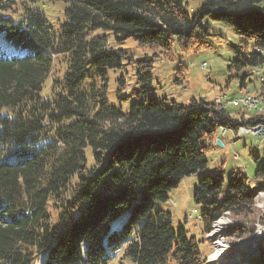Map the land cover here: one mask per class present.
<instances>
[{
	"label": "trees",
	"instance_id": "1",
	"mask_svg": "<svg viewBox=\"0 0 264 264\" xmlns=\"http://www.w3.org/2000/svg\"><path fill=\"white\" fill-rule=\"evenodd\" d=\"M38 1L0 0V264L41 257L40 264H204L199 245L212 225L224 214L253 212L264 164L253 191L239 171L225 192L220 175L198 180L199 242L154 206L205 169L219 128L233 133L264 119H235L197 99L155 102L148 98L150 58L136 61L139 102L123 113L107 103L104 84L119 56L90 35L105 30L152 50L168 51L174 42L195 50L193 31L219 23L240 38L229 69L246 70L254 82L258 72L264 81V0H202L192 15L187 0H49L64 4L59 35L49 31ZM59 58L64 72L52 75ZM88 67L93 78L86 82ZM252 233L232 229L236 239ZM258 249L253 263L264 264V239Z\"/></svg>",
	"mask_w": 264,
	"mask_h": 264
},
{
	"label": "rangeland",
	"instance_id": "2",
	"mask_svg": "<svg viewBox=\"0 0 264 264\" xmlns=\"http://www.w3.org/2000/svg\"><path fill=\"white\" fill-rule=\"evenodd\" d=\"M186 4L184 6L185 11L192 15L196 12L197 7L202 4V0H187ZM35 7L43 13L49 31L53 35H59L64 19V4L58 1L39 0L35 3ZM202 27L203 31L198 28L193 31L192 46L196 48L195 50L187 49L184 42L181 44L174 42L168 51L152 50L147 46H140L132 38L116 36L111 31H92L90 36L104 38L107 47L114 50L120 59L117 68L106 71L104 84L106 85L107 103L111 107L126 113L130 106L139 102L135 95L139 88L135 74L136 61L143 58H150L154 63L152 88L148 98L163 103L165 107H169L171 103L183 105L191 99L214 103L219 97L227 101L245 94H255L260 87L258 82H254L253 76L246 70L237 72L228 67L235 59L231 48L239 44L240 38L230 28L219 23H206L204 21ZM56 60L52 75L58 73L59 67L63 73L66 67L61 58L58 59L57 67ZM86 71L89 76L86 78V82H89L93 78L91 76L92 70L88 67ZM244 75L248 76L246 77L248 82L246 87L241 89L240 81ZM43 96L46 95L43 93ZM225 109L235 119L240 117L249 119L253 116L238 107L228 106ZM242 127L246 126L241 125L237 130ZM222 131V128L218 129L214 142L220 141L222 136H225ZM227 137L230 139L227 147L220 149L213 145L207 150L205 155L207 165L204 170L181 179L178 186L169 191L167 201L156 203L154 206L155 210H162L170 214L171 226L174 229L184 228L187 235L194 237L198 242L202 240V235L198 209L192 202V194L200 178L205 175H220L223 178V191L225 192L230 174L239 171L245 176V185L249 190H254L253 184L260 187V184L254 180V174L264 164L263 143L251 136L235 139L230 132H228ZM90 156L91 152L88 149L86 150V157L89 158ZM234 156H237L238 160H233ZM259 190V192L262 191V194L260 197L254 198V210L248 217L233 218L229 214H224L212 225L210 233L204 236L206 242L199 245L201 253L205 257V263L218 264L212 258L218 251L216 243L220 242L226 253L235 251L237 256L245 259L246 264H254L253 262L259 257L258 245L262 239L257 245V254L253 256L247 250L236 251L233 249L241 242L253 238L261 228H264V188ZM193 211L194 213H192ZM220 221L224 222L221 224V235L214 237L212 236L214 227ZM241 226L248 229L249 232L253 231L251 236L236 239L232 234V229ZM41 260L42 257L36 259L33 264H40ZM230 262L227 261L225 264ZM125 264L129 263L126 262Z\"/></svg>",
	"mask_w": 264,
	"mask_h": 264
},
{
	"label": "built area",
	"instance_id": "3",
	"mask_svg": "<svg viewBox=\"0 0 264 264\" xmlns=\"http://www.w3.org/2000/svg\"><path fill=\"white\" fill-rule=\"evenodd\" d=\"M264 72V68L262 70ZM254 76L258 79V84L262 85L264 82L261 78V75L258 72L254 73ZM215 107L218 110H223L228 106L238 107L242 110H245L248 113H251L253 116L249 119H255L259 117L261 120L264 119L263 112V103H264V91L259 89L255 94L249 95L245 94L239 96L238 98H232L230 100H224L222 97L216 99ZM224 134H227V131L222 128ZM235 139H241L244 136H251L253 138L259 139L261 143H264V123L261 121L254 125H246V130L244 131H235L232 133ZM234 160H238L237 156L233 157ZM194 213V211H193Z\"/></svg>",
	"mask_w": 264,
	"mask_h": 264
},
{
	"label": "bare ground",
	"instance_id": "4",
	"mask_svg": "<svg viewBox=\"0 0 264 264\" xmlns=\"http://www.w3.org/2000/svg\"><path fill=\"white\" fill-rule=\"evenodd\" d=\"M263 112H264V106H263ZM244 130H246V127L239 128L236 131H244ZM222 133H223V135H225L223 131H222ZM222 137H224V136H222ZM263 145H264V143H263ZM259 191L260 190L256 191L255 198L261 196L262 191L261 192H259ZM223 223L224 222H222V221L216 223L214 230H213V233H212V236L218 237L219 235H221V230H222L221 224H223ZM209 233H207L205 236H207ZM262 238H264V228H261L259 230V232L250 240L243 241L240 244H238L233 250H236V251L247 250L248 252L251 253V256H253V255L257 254V245ZM216 246L218 247V249H217L218 251H217L216 255L212 258L213 261L216 260L218 264H225V262H227V261H229V262L231 261L228 264H246L245 259L243 260V259H241V257L237 256L235 254V251L232 250L233 253H231V252L226 253V250H224V246L222 245V243L218 242V243H216ZM204 264H207V263H204Z\"/></svg>",
	"mask_w": 264,
	"mask_h": 264
},
{
	"label": "crops",
	"instance_id": "5",
	"mask_svg": "<svg viewBox=\"0 0 264 264\" xmlns=\"http://www.w3.org/2000/svg\"><path fill=\"white\" fill-rule=\"evenodd\" d=\"M228 134V133H227ZM227 134L222 138V139H220V141H221V143H222V146L221 147H219L220 149H223V148H225V147H227L228 145H229V141H230V139L227 137ZM232 134V133H231ZM232 137H233V135H232ZM234 138V137H233ZM216 146L215 145V142L213 141V144H212V146ZM234 160V159H233ZM253 187H255V188H260L259 186H256L255 184H253Z\"/></svg>",
	"mask_w": 264,
	"mask_h": 264
},
{
	"label": "water",
	"instance_id": "6",
	"mask_svg": "<svg viewBox=\"0 0 264 264\" xmlns=\"http://www.w3.org/2000/svg\"><path fill=\"white\" fill-rule=\"evenodd\" d=\"M215 145L217 146V147H221L222 146V144H221V142L219 141V140H216L215 141ZM264 238H262V240H263ZM261 240V241H262Z\"/></svg>",
	"mask_w": 264,
	"mask_h": 264
}]
</instances>
